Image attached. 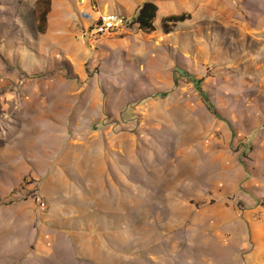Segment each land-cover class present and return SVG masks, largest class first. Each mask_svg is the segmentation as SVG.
Returning a JSON list of instances; mask_svg holds the SVG:
<instances>
[{
  "label": "rangeland",
  "instance_id": "1",
  "mask_svg": "<svg viewBox=\"0 0 264 264\" xmlns=\"http://www.w3.org/2000/svg\"><path fill=\"white\" fill-rule=\"evenodd\" d=\"M47 3L0 0V264H264V0Z\"/></svg>",
  "mask_w": 264,
  "mask_h": 264
},
{
  "label": "trees",
  "instance_id": "2",
  "mask_svg": "<svg viewBox=\"0 0 264 264\" xmlns=\"http://www.w3.org/2000/svg\"><path fill=\"white\" fill-rule=\"evenodd\" d=\"M49 3H50V0H48L47 8L43 11L42 15L40 16V22H42V20L44 21V23L47 22L46 17L48 15V13L50 12V4ZM158 11H159V7L156 3L151 2V1L144 2L143 5H141V7L139 8L136 15L133 17V24L138 25L139 29L141 31H143L144 33L150 34L154 31H156L155 21H156V18L158 16ZM190 19H192V14L191 13H184L181 15H171V16L164 17L162 19L161 23H162L163 30H165L166 33H171L173 31L174 25H176L180 22H186ZM178 71L184 73L186 76H189V78H191V80L194 82V84L196 86V90L198 91V93L202 97L205 106L207 107V109L210 112L215 114V109H214L209 97L201 89V86H202V83L204 80L203 79H196L195 77L191 76L188 72H183L182 69L178 70ZM232 132H233V130H232Z\"/></svg>",
  "mask_w": 264,
  "mask_h": 264
},
{
  "label": "built area",
  "instance_id": "3",
  "mask_svg": "<svg viewBox=\"0 0 264 264\" xmlns=\"http://www.w3.org/2000/svg\"><path fill=\"white\" fill-rule=\"evenodd\" d=\"M127 25L126 16L115 14V13H99L95 21L94 27H88V31L84 33L82 36L84 37L90 32L93 33L94 36H104L110 35L114 32H119Z\"/></svg>",
  "mask_w": 264,
  "mask_h": 264
},
{
  "label": "crops",
  "instance_id": "4",
  "mask_svg": "<svg viewBox=\"0 0 264 264\" xmlns=\"http://www.w3.org/2000/svg\"><path fill=\"white\" fill-rule=\"evenodd\" d=\"M139 8H140V7H139ZM139 8H138V10H139ZM138 10H137V12H138ZM137 12H135V13L133 14V16H135ZM158 12H159V11H158ZM158 15H159V13H158ZM157 17H158V16H157Z\"/></svg>",
  "mask_w": 264,
  "mask_h": 264
}]
</instances>
